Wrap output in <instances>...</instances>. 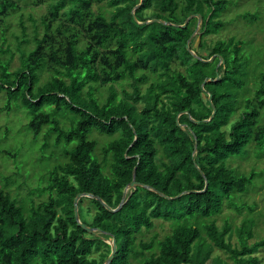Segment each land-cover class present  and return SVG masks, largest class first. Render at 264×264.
Instances as JSON below:
<instances>
[{
  "label": "trees",
  "instance_id": "16d2710c",
  "mask_svg": "<svg viewBox=\"0 0 264 264\" xmlns=\"http://www.w3.org/2000/svg\"><path fill=\"white\" fill-rule=\"evenodd\" d=\"M138 2L50 0L40 18V36L32 23L27 51L21 49L28 39L18 14L22 39L12 37L19 66L9 72L14 54L4 36L9 28L5 20L19 9L13 0H0V112L9 113L14 103L22 108L31 139L44 131L40 151L51 137L55 149L63 145L59 153L65 161L48 169L45 185L37 189L47 198L36 205L30 199L17 203L0 188V264H102L109 253L104 241L111 238L115 253L109 264H257L253 253L264 248V237L251 245L245 242L252 236L253 218L235 229L236 247L224 240L230 225L224 221L218 229L213 217L228 198L235 211H252L241 195L262 173L239 174L226 163L244 157L249 145L255 158H264V73L251 82L239 39L208 45L201 40L223 28L218 19L225 10L222 0H142L132 18ZM96 3L105 4L107 16L100 8L93 11ZM192 15L200 17L198 37L188 43L195 57L184 45L196 18L179 27ZM152 19L168 24L135 22ZM125 78L130 90L120 85ZM248 83L251 91L240 92ZM207 95L214 114L204 121L211 112ZM93 134L109 140L97 150ZM2 154L15 158L8 151ZM132 170L136 183L165 197L179 196L165 199L136 186L115 212L82 197L76 203L78 220L98 232L92 235L77 226L72 207L76 194L97 196L114 209ZM85 201L94 209L88 220ZM156 220L171 223L169 234L137 239ZM214 249L225 259L211 257Z\"/></svg>",
  "mask_w": 264,
  "mask_h": 264
},
{
  "label": "rangeland",
  "instance_id": "374dc122",
  "mask_svg": "<svg viewBox=\"0 0 264 264\" xmlns=\"http://www.w3.org/2000/svg\"><path fill=\"white\" fill-rule=\"evenodd\" d=\"M13 1L16 2L19 11L17 15L11 13L9 17L6 18L5 21L9 24V28L4 35L11 52L14 54L13 60H11L7 67V71L9 72L19 66L18 53L15 51L16 40L12 37V35H17L19 39H22V36L18 34V14L22 15V21L26 28V39H28V43L22 44L21 47L23 48L21 49L26 48L25 50L27 51L28 49H31L32 46V23L36 25L37 36H40L42 33L40 18L42 15L46 14L47 4L50 0H34V3L31 2V0ZM222 1L224 2L225 10L219 14L220 16L218 19L222 21L223 28L216 34L203 36L201 40L208 45L216 40L228 37L239 39L241 41V52L246 60V63H243L244 68L253 76V81L251 79V82H255L256 78H260L259 74L264 73V0ZM72 8L73 7L65 8L63 12L65 13ZM99 8L105 16L108 15V9L105 4L96 3L92 5L94 12H97ZM148 12L149 11H145L143 14L148 15ZM27 15L31 16L33 22L27 19ZM245 16L250 20L246 21V19H244ZM248 21H253V23H249ZM199 28L200 20L196 21V25L193 29V31L195 30V33L192 38L198 37ZM45 76L46 73H43L40 82H43ZM128 82L129 79H122L120 85L124 89L130 90L127 86ZM147 83L148 82H145L141 85V91ZM247 86L248 87H242L239 91H251V83H248ZM116 90L118 89L116 88ZM99 93V96L102 99L106 96V91L102 88L99 90ZM251 94L252 93L250 92L246 96H251ZM3 100L4 95L3 93H0V107L2 106ZM14 104L11 105L9 113L5 114L4 112H0V188L8 192L11 197L15 198L17 203L23 202L26 204L27 200L30 199L32 203L36 205L38 202L44 201L47 198L46 192L37 191V189L45 185V176L48 169H51V166L56 163L65 162L59 153L63 145L60 144L55 149L50 137L47 139L49 145L41 152L40 146L44 131H41L36 139L32 140L31 135L25 126L28 122V117L22 108H18ZM137 106H139V104H137ZM238 108L240 110V107ZM235 118L236 115L230 119L229 124L232 123ZM261 120L262 118L259 119V123ZM63 126L67 127L65 124H63ZM93 137L96 140L97 150L101 143L103 144L109 140L103 135L93 134ZM2 151H8L10 154H15V158L2 154ZM50 152H52L51 158L48 159ZM226 165L229 168H234L239 174H247L249 171L256 172V175L262 173L258 177L253 178L247 192L241 195V200L243 202L248 205L252 204L251 212H248L246 207H243L239 212L235 211L230 203H227L230 202L228 198L224 200L220 213L213 217L214 223L218 229L224 221L230 225V236L229 238L225 236L224 240L229 242L232 246L237 247L238 238L235 229L241 227L242 220L251 216L254 221L253 226H251L252 236L245 241L247 245H251L254 242L260 241L264 237V173L259 171L264 170V158H255L252 145H249L247 146V154L244 157L228 160ZM3 178H7L8 183L5 184ZM127 192H129V190ZM82 207L84 210L89 209L88 214L84 215L85 219L88 220L94 213V209L86 201ZM170 231L171 223L156 220L153 221L152 227L147 231H143L137 236V239L147 241L153 234L156 235L157 239H160L162 236L169 234ZM95 236L98 237V235ZM104 242L108 245L110 244V240H105ZM146 254L147 253H145V255ZM253 255L258 258L257 264H264V248L257 249ZM210 256H218L222 260L225 259V256L217 251V249H214ZM227 262L230 263L229 261ZM133 264L139 263L133 262Z\"/></svg>",
  "mask_w": 264,
  "mask_h": 264
},
{
  "label": "water",
  "instance_id": "95a60500",
  "mask_svg": "<svg viewBox=\"0 0 264 264\" xmlns=\"http://www.w3.org/2000/svg\"><path fill=\"white\" fill-rule=\"evenodd\" d=\"M141 1H142V0H139L138 4L135 5V6L132 8V10H131V12H130L132 18H133L134 10L140 6ZM192 17L196 18V21H199V20H200L199 15H192V16L187 17V18L185 19L184 23H183L182 25H180L179 27H184V25L187 23V21H188L189 19H191ZM134 20H135V19H134ZM135 22H136L138 25H141V24H149V23H153V22H157V23L165 24V25L168 24L167 22H162V21L157 20V19L147 20V21H145V22H137V21H135ZM194 33H195V30L192 32V34H191V35L189 36V38L186 40V43H185V45H184L186 51H188L189 54H190L191 56H193V57H195V55L193 54L192 51H190V50L188 49V43H189V41H190V39L192 38V36H193ZM212 58H213V56H211L209 59H207V60L204 61V62H210V61L212 60ZM220 63H222L221 60H220ZM215 73H216V72H215ZM217 78H218V75H217V73H216V74H215V77H214V79H213V81L217 80ZM208 81H209V80H208ZM204 83H205V82H202L201 86H202ZM207 101L210 103V96H209V95H207ZM210 107H211L210 115H209L208 118L205 119L204 121H209V120L212 118L213 114H214V108H213V106L211 105V103H210ZM191 122H193V123H197L196 121H191ZM193 148L195 149V144H193ZM194 167L197 169V167H196L195 165H194ZM200 174H201V173H200ZM136 186H139V187L145 188V189H147V190H149V191H152V192H154L155 194H157V195H159V196H161V197H163V198H165V199H170V200H171V199L177 198V197L179 196V195H178V196H175V197H165V196L161 195L159 192L153 190V189L150 188V187H147V186H145V185H142V184H138V183H136V182L134 181V170H132L131 180H130V182H129V183L123 188L122 193H121V197H120V201H119L118 205H117L114 209H110V208H108V207H107V206H106V205H105V204H104V203H103V202H102L97 196H93V195H91V194H87V193L76 194V196L74 197V199H73V201H72L73 217H74V221H75L76 225L79 226V227H80L84 232H86V233L95 234V232H98V230H96V229H92V228H89V227H86L85 225H83V224H81V223L79 222V220H78V215H77V210H76V203H77V201H78L79 198H82V197H83V198H88V199L96 200V201H97L101 206H103L107 211H109V212H115V211H117V210L122 206V204L125 202V194L127 193V191H128V190H132V189H134ZM205 187H206V182H205V180H204L203 190L205 189ZM203 190H202V191H203ZM202 191H201V192H202ZM114 253H115V244H114V240H113V238H111V240H110V244H109V253H108L107 257L105 258V260L103 261L102 264H109V262H110L111 258L113 257Z\"/></svg>",
  "mask_w": 264,
  "mask_h": 264
},
{
  "label": "clouds",
  "instance_id": "9594fccd",
  "mask_svg": "<svg viewBox=\"0 0 264 264\" xmlns=\"http://www.w3.org/2000/svg\"><path fill=\"white\" fill-rule=\"evenodd\" d=\"M111 240V239H110Z\"/></svg>",
  "mask_w": 264,
  "mask_h": 264
}]
</instances>
